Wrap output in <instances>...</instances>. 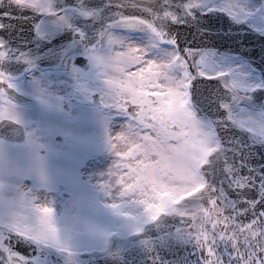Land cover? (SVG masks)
<instances>
[{"label":"snow or ice","instance_id":"snow-or-ice-1","mask_svg":"<svg viewBox=\"0 0 264 264\" xmlns=\"http://www.w3.org/2000/svg\"><path fill=\"white\" fill-rule=\"evenodd\" d=\"M116 7L137 9L141 15L112 12L111 2L89 7L83 0H0V21L18 19L14 11L31 10L25 19L35 21L34 33L47 38L54 28L71 30L80 53L105 75L112 71L104 81V102L129 121L126 135L118 139L128 142L122 155L134 161L125 165L133 183L121 192L143 197L137 200L152 220L161 214L178 217L177 231L194 245L197 264H264V163L252 160L257 149H264V101L256 103L257 94L264 95V78L211 58L196 61L193 56L190 61L174 52L161 59L156 54L163 45L176 46L165 25L182 23V15L203 16L210 25L226 27L223 17L207 13L235 17L243 11L231 4L217 9L205 0H126ZM0 30L6 32L2 22ZM6 43L0 39V47ZM132 43L137 46L126 47ZM113 44L125 50L113 54ZM8 55L0 50V61ZM190 69L218 83L205 94L201 81L192 83ZM0 82L13 87L2 70ZM149 87L158 90L150 96ZM4 93L0 87V119L15 121ZM129 101L138 111L128 109ZM233 126L240 131L227 141L218 135ZM108 139L113 153L110 134ZM33 214L35 222H30ZM249 214L252 218L244 222ZM18 237L59 244L52 209L26 200L0 204V264H29L10 243Z\"/></svg>","mask_w":264,"mask_h":264},{"label":"rangeland","instance_id":"rangeland-1","mask_svg":"<svg viewBox=\"0 0 264 264\" xmlns=\"http://www.w3.org/2000/svg\"><path fill=\"white\" fill-rule=\"evenodd\" d=\"M128 46L136 47L137 45L132 43L126 45ZM111 47L113 54L125 50L119 44H113ZM111 76V70H108V74L105 75L93 65L89 71L78 70L75 67L61 72L56 77V83L47 85V93L56 90L61 93L62 101H68L72 94L79 96L81 102L73 104L74 108L80 111L81 116L74 113L73 109L69 112L64 110L66 123L52 121L47 124L48 128L68 129L66 130L68 135L65 138L66 141L62 143L64 147L61 154L51 151L42 152L41 147L37 145V142L41 140L38 137H34V139L38 138V141L32 142L30 148L26 147L27 151L24 152L22 148L18 149L21 171L19 169L17 171L20 175L23 172L24 176L29 179L23 180L19 186L21 198L52 209V220L59 239L58 245L66 249L106 247L109 235L140 228L144 221L150 219L144 205L137 200L143 197H132L121 192L124 187L133 183V180L126 176L129 169L125 165L134 163V161L122 155L128 151L130 145L127 141L118 139L119 136L126 135V132L115 134L112 138V143L116 146L113 153L110 150L109 134L108 137L105 135L104 139L96 138L92 143L81 142L76 137V130L80 126L82 128L78 134L81 137L86 135L87 130L83 124L93 125L91 115L93 112L96 115L95 112L100 111L95 108L91 109V106L82 100L89 97L90 90L95 87L105 97L104 81ZM76 88L83 92L81 93L83 96L75 92ZM104 110L111 114L109 110ZM88 134L92 137L91 128ZM70 147L73 148L70 150ZM65 150L71 154L63 153ZM78 153L83 154L82 158H84L77 156ZM116 153L121 155L117 156ZM22 155L26 157L21 158ZM13 158L16 160V154ZM2 165L11 170V175L16 173L12 164L2 163ZM117 165H120L119 169ZM110 171L111 175H109ZM35 176H39L42 180L36 179ZM109 184L115 187H109ZM1 194L2 192H0V204H6L8 198L5 193L2 196Z\"/></svg>","mask_w":264,"mask_h":264},{"label":"water","instance_id":"water-1","mask_svg":"<svg viewBox=\"0 0 264 264\" xmlns=\"http://www.w3.org/2000/svg\"><path fill=\"white\" fill-rule=\"evenodd\" d=\"M123 1L126 0H83L89 7L100 3L111 2L112 12L122 11L125 15H130L123 8L116 7L117 4ZM77 2L78 0H71L73 4ZM33 24H35V21ZM89 34L91 35L92 33L90 32ZM25 35L27 34L25 33ZM57 36L62 40L69 41L67 46L65 44L63 45L64 47L59 46L54 50V44L52 42H57ZM28 37L31 38L30 40H34L39 36L33 31H30ZM40 38L49 43L44 50L39 47V49L34 50L36 52L32 53L27 49L31 45L24 44L26 39L24 40L22 36L15 38L12 36H8V38L4 36L3 39L7 42L6 47H0V50L17 49V55L21 54L23 57L27 55L31 60L38 62L42 66L59 67L64 65L66 53L70 50L78 49V41L75 39L74 33L71 30L54 28L48 34L47 38L42 36ZM43 43H41V46H44ZM35 53L37 55L33 56ZM51 54L52 56H50ZM82 65L86 67L85 64ZM239 131L238 128L230 132L222 130L219 135L227 141V139L231 138L233 132L238 133ZM262 156H264V149H257L252 160L257 164H262L264 163V159H261ZM242 174H246V170ZM232 198H235V196L233 195ZM161 215L158 219L147 222L141 231L131 233L126 238L112 237L109 248L105 251L66 252L19 237L13 239L10 243L14 251L20 252L28 259L29 264H197L194 245L177 231L180 226L179 218L171 214ZM251 218V214H249L247 218L242 219H244V222H248Z\"/></svg>","mask_w":264,"mask_h":264},{"label":"flooded vegetation","instance_id":"flooded-vegetation-1","mask_svg":"<svg viewBox=\"0 0 264 264\" xmlns=\"http://www.w3.org/2000/svg\"><path fill=\"white\" fill-rule=\"evenodd\" d=\"M205 2L217 9L223 8V6L229 4L235 5L236 7L240 8L244 13L243 15L230 17L233 18L235 21H241L244 25H248L249 28L255 32V34L258 33L263 35L258 38H253H255L259 43H261L262 50L260 49V51H258V56H264V0H205ZM210 33L211 36H214L215 38H209L206 41H200L199 43H197L199 46H201V49L198 52V61H200L201 58H204L205 60L210 58L215 59L218 64L223 65L225 68L239 66L241 68L247 69L250 73H255L257 80L262 79L261 74L254 71L251 64L248 63V61L242 56H235L226 53L217 54V52L222 48V44L224 42H228L229 40V38L218 39L216 38L217 35H227L229 31H227L226 29H217L211 31ZM207 44L208 48L203 49V46H207ZM159 50L166 57L170 53L178 52L176 46L173 47L172 45H163L159 48ZM262 57L260 58V60H258L264 61V58ZM59 72L60 71L57 69L48 68L47 70H43L37 67L36 69H32L31 71H29L26 76H23L21 78L12 79L10 77L11 83L13 85L12 88L16 91H19L20 93L32 96V100L28 102L25 100L16 101L14 98L4 93L5 98L11 101L12 110L15 116L17 117L15 121L19 122L23 126L25 133L23 136L24 139L21 141L12 140L10 138H6L0 135V181L3 179L5 171L4 165H2V163H4V160L7 159V157H3V155L8 156L12 152H16V150L20 149V147H22L30 139V137L31 140L34 139L32 124L40 125V122H42L41 113L47 111L46 104L43 100L46 95V93L44 92V86L46 85V82L55 81L56 77L59 75ZM0 87L4 88L5 91L10 92L9 88L7 87V83L0 82ZM130 106L132 105L129 101L127 107ZM51 110L53 112H57L58 104L56 102H53ZM136 111H138V108L134 107V112ZM33 118H36V121H33L31 123V120ZM103 123L107 124V116H105V120ZM127 125L128 123L124 122V120H120L115 121L114 126L115 128L116 126H123V128L125 129ZM115 128L112 130H115ZM39 130L40 128L37 129V134ZM5 131H11L10 127L5 128ZM1 190L2 189L0 188V191ZM10 201H12V199L9 200V202Z\"/></svg>","mask_w":264,"mask_h":264}]
</instances>
